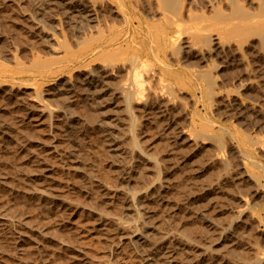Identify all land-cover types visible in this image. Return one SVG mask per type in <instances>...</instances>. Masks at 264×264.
Masks as SVG:
<instances>
[{"label": "rangeland", "instance_id": "obj_1", "mask_svg": "<svg viewBox=\"0 0 264 264\" xmlns=\"http://www.w3.org/2000/svg\"><path fill=\"white\" fill-rule=\"evenodd\" d=\"M69 5L0 0V264H264V0Z\"/></svg>", "mask_w": 264, "mask_h": 264}, {"label": "bare ground", "instance_id": "obj_2", "mask_svg": "<svg viewBox=\"0 0 264 264\" xmlns=\"http://www.w3.org/2000/svg\"><path fill=\"white\" fill-rule=\"evenodd\" d=\"M68 1L70 5L66 9L68 10L69 8H72V11L74 12V13L68 12L71 15V18H73L74 15L86 19L87 21H94V19L97 18V10L95 6L96 0L95 1L89 0L91 1L89 3L81 2V0L79 1L68 0ZM187 42L191 44L190 41ZM84 78H85V83H89V84H93L96 80L94 74H89ZM147 238H148V232L145 230L139 234V237L137 238L136 241L138 242V244L146 243L148 241ZM166 253L167 250L164 249L162 242L158 241L151 245L150 249L144 253L145 254L144 257L149 264H170L169 262L170 259H164L163 261H161V258H159V257H164Z\"/></svg>", "mask_w": 264, "mask_h": 264}]
</instances>
